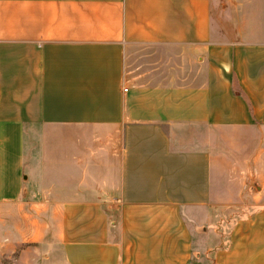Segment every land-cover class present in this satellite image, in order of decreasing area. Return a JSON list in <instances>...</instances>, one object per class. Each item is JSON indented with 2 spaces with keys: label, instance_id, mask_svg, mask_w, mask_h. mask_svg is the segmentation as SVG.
Listing matches in <instances>:
<instances>
[{
  "label": "crops",
  "instance_id": "1",
  "mask_svg": "<svg viewBox=\"0 0 264 264\" xmlns=\"http://www.w3.org/2000/svg\"><path fill=\"white\" fill-rule=\"evenodd\" d=\"M264 264V0H0V264Z\"/></svg>",
  "mask_w": 264,
  "mask_h": 264
},
{
  "label": "built area",
  "instance_id": "2",
  "mask_svg": "<svg viewBox=\"0 0 264 264\" xmlns=\"http://www.w3.org/2000/svg\"><path fill=\"white\" fill-rule=\"evenodd\" d=\"M187 264H190V263H187Z\"/></svg>",
  "mask_w": 264,
  "mask_h": 264
}]
</instances>
